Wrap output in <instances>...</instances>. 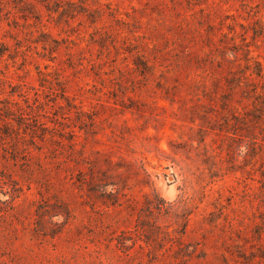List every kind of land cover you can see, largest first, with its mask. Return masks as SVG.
<instances>
[{"label": "rangeland", "instance_id": "1", "mask_svg": "<svg viewBox=\"0 0 264 264\" xmlns=\"http://www.w3.org/2000/svg\"><path fill=\"white\" fill-rule=\"evenodd\" d=\"M0 264H264V0H0Z\"/></svg>", "mask_w": 264, "mask_h": 264}, {"label": "trees", "instance_id": "2", "mask_svg": "<svg viewBox=\"0 0 264 264\" xmlns=\"http://www.w3.org/2000/svg\"><path fill=\"white\" fill-rule=\"evenodd\" d=\"M93 181V178H91ZM111 184V183H110ZM191 196H184L183 199L180 200V202L177 204V206H174L175 212H183L185 213L184 215H187L188 212V207L191 206Z\"/></svg>", "mask_w": 264, "mask_h": 264}]
</instances>
